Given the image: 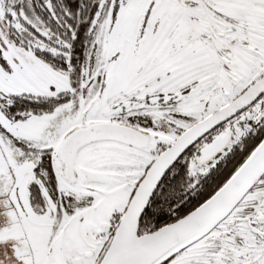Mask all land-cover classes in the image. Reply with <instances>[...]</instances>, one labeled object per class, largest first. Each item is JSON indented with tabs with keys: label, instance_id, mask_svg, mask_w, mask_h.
<instances>
[{
	"label": "snow or ice",
	"instance_id": "1",
	"mask_svg": "<svg viewBox=\"0 0 264 264\" xmlns=\"http://www.w3.org/2000/svg\"><path fill=\"white\" fill-rule=\"evenodd\" d=\"M0 264H264V0H0Z\"/></svg>",
	"mask_w": 264,
	"mask_h": 264
}]
</instances>
